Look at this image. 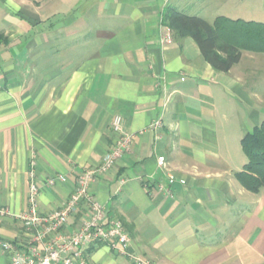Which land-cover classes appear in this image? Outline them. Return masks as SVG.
Here are the masks:
<instances>
[{
  "label": "crops",
  "instance_id": "obj_1",
  "mask_svg": "<svg viewBox=\"0 0 264 264\" xmlns=\"http://www.w3.org/2000/svg\"><path fill=\"white\" fill-rule=\"evenodd\" d=\"M166 7L209 24L264 16V0H0V241H24L30 173L49 214L128 135L90 193L121 222L131 254L264 264V189L254 195L233 175L246 161L241 139L264 121V59L242 52L215 71L192 39L172 38ZM86 261L134 264L102 245ZM0 264H10L1 249Z\"/></svg>",
  "mask_w": 264,
  "mask_h": 264
},
{
  "label": "built area",
  "instance_id": "obj_2",
  "mask_svg": "<svg viewBox=\"0 0 264 264\" xmlns=\"http://www.w3.org/2000/svg\"><path fill=\"white\" fill-rule=\"evenodd\" d=\"M168 32L165 41H169ZM121 123V117L116 116L112 130L122 132ZM157 125L159 123L155 122L151 126L157 128ZM129 140L130 136L125 135L99 166L78 172L69 198L61 208L49 214L39 212L38 197L42 187L30 173L27 208L19 216L24 241L18 244L0 241V249L9 255L10 264H87L86 252L100 245L118 255H128L134 264H149L130 253L131 240L121 222L110 216L90 193L92 182L112 168L116 158L127 149ZM162 164L160 160L157 165ZM168 178L172 183L173 178ZM58 179L63 181L64 178L59 176ZM46 185L54 186V180L48 179ZM79 210L84 214L71 224L69 221Z\"/></svg>",
  "mask_w": 264,
  "mask_h": 264
},
{
  "label": "trees",
  "instance_id": "obj_3",
  "mask_svg": "<svg viewBox=\"0 0 264 264\" xmlns=\"http://www.w3.org/2000/svg\"><path fill=\"white\" fill-rule=\"evenodd\" d=\"M161 21L174 40L190 38L215 71L228 72L242 52L264 55V21H244L225 17L205 20L166 7ZM245 164L234 178L246 191L258 195L264 189V121L240 141Z\"/></svg>",
  "mask_w": 264,
  "mask_h": 264
},
{
  "label": "rangeland",
  "instance_id": "obj_4",
  "mask_svg": "<svg viewBox=\"0 0 264 264\" xmlns=\"http://www.w3.org/2000/svg\"><path fill=\"white\" fill-rule=\"evenodd\" d=\"M243 17H245V18H247V19H254V21H256V22H263L264 21V16H262V17H254V16H243ZM261 58H263L264 59V55H261ZM238 156L240 157V158H242V161L244 162L246 159H245V156L241 153V152H239L238 153ZM142 260H144V259H142ZM145 262H147V263H149V264H151L150 262H148V261H146V260H144Z\"/></svg>",
  "mask_w": 264,
  "mask_h": 264
}]
</instances>
